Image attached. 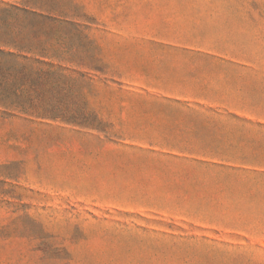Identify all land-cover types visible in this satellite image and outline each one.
<instances>
[{
    "label": "rangeland",
    "instance_id": "374dc122",
    "mask_svg": "<svg viewBox=\"0 0 264 264\" xmlns=\"http://www.w3.org/2000/svg\"><path fill=\"white\" fill-rule=\"evenodd\" d=\"M0 264H264V0H0Z\"/></svg>",
    "mask_w": 264,
    "mask_h": 264
},
{
    "label": "trees",
    "instance_id": "16d2710c",
    "mask_svg": "<svg viewBox=\"0 0 264 264\" xmlns=\"http://www.w3.org/2000/svg\"><path fill=\"white\" fill-rule=\"evenodd\" d=\"M38 56L39 57H45V53H41V51L38 52ZM25 57V56H24ZM38 61L41 62L42 60H39L38 58Z\"/></svg>",
    "mask_w": 264,
    "mask_h": 264
}]
</instances>
